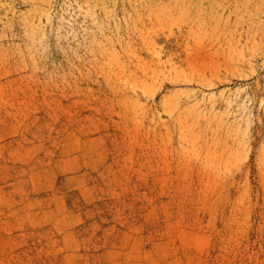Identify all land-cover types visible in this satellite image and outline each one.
I'll use <instances>...</instances> for the list:
<instances>
[{
    "label": "rangeland",
    "instance_id": "374dc122",
    "mask_svg": "<svg viewBox=\"0 0 264 264\" xmlns=\"http://www.w3.org/2000/svg\"><path fill=\"white\" fill-rule=\"evenodd\" d=\"M0 264H264V0H0Z\"/></svg>",
    "mask_w": 264,
    "mask_h": 264
}]
</instances>
